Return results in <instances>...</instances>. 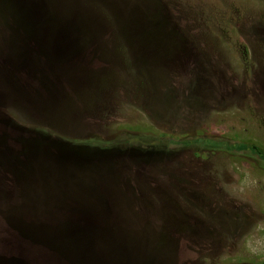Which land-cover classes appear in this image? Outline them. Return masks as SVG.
<instances>
[{
    "label": "rangeland",
    "instance_id": "374dc122",
    "mask_svg": "<svg viewBox=\"0 0 264 264\" xmlns=\"http://www.w3.org/2000/svg\"><path fill=\"white\" fill-rule=\"evenodd\" d=\"M264 0H0V264H264Z\"/></svg>",
    "mask_w": 264,
    "mask_h": 264
},
{
    "label": "trees",
    "instance_id": "16d2710c",
    "mask_svg": "<svg viewBox=\"0 0 264 264\" xmlns=\"http://www.w3.org/2000/svg\"><path fill=\"white\" fill-rule=\"evenodd\" d=\"M251 149L254 150L261 158L264 159V151L254 147V146H251Z\"/></svg>",
    "mask_w": 264,
    "mask_h": 264
}]
</instances>
